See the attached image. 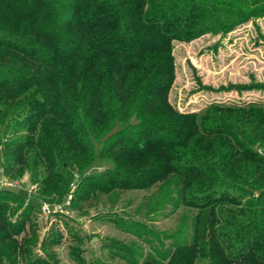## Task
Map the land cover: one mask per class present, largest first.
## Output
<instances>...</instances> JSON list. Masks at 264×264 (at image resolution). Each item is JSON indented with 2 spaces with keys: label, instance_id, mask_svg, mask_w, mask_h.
<instances>
[{
  "label": "trees",
  "instance_id": "obj_1",
  "mask_svg": "<svg viewBox=\"0 0 264 264\" xmlns=\"http://www.w3.org/2000/svg\"><path fill=\"white\" fill-rule=\"evenodd\" d=\"M263 16L264 0H0V175H27L37 202L0 189V264H58L35 249L59 239L38 244L33 214L67 198L137 239L108 241L121 264H264V104L169 99L174 42ZM126 191L148 193L131 212ZM182 208L173 230L153 227Z\"/></svg>",
  "mask_w": 264,
  "mask_h": 264
},
{
  "label": "rangeland",
  "instance_id": "obj_2",
  "mask_svg": "<svg viewBox=\"0 0 264 264\" xmlns=\"http://www.w3.org/2000/svg\"><path fill=\"white\" fill-rule=\"evenodd\" d=\"M216 45L215 47L213 45ZM173 54L176 63V77L169 94L170 101L182 111H193L204 108L208 103L226 102H262L264 90L219 89L229 83H249L252 80L264 82V16L254 23L248 22L238 26L226 35L205 34L190 42H174ZM202 85L212 87V90L202 88ZM22 188L15 190L25 199L37 203L28 187V176L20 181ZM148 191H126L120 197L118 208L122 203L133 198L127 210L133 211L142 195ZM41 207L42 203H38ZM97 208L92 207L88 213L77 209L65 208L64 211H53L43 214L38 210L33 214L38 225V244L47 236L46 242L52 237L59 241L50 247L36 246L39 254L50 259V252L58 264H73L69 256L72 246L83 249L86 259L103 257L114 263H122L118 257L111 256L107 243L109 240L128 242L137 240L134 236L114 227L112 223L101 220L105 213L97 214ZM187 208L177 210L168 216H157L153 227L162 231H171L182 220ZM196 264H207L197 260Z\"/></svg>",
  "mask_w": 264,
  "mask_h": 264
},
{
  "label": "built area",
  "instance_id": "obj_3",
  "mask_svg": "<svg viewBox=\"0 0 264 264\" xmlns=\"http://www.w3.org/2000/svg\"><path fill=\"white\" fill-rule=\"evenodd\" d=\"M19 186L17 181L9 180L0 175V189L15 188ZM69 206V198L63 203H42L40 210L43 214H51L53 211H64Z\"/></svg>",
  "mask_w": 264,
  "mask_h": 264
}]
</instances>
